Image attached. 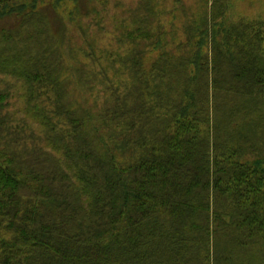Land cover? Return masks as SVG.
Wrapping results in <instances>:
<instances>
[{"label": "trees", "instance_id": "1", "mask_svg": "<svg viewBox=\"0 0 264 264\" xmlns=\"http://www.w3.org/2000/svg\"><path fill=\"white\" fill-rule=\"evenodd\" d=\"M205 2L93 108L46 1L0 0V264H264V23Z\"/></svg>", "mask_w": 264, "mask_h": 264}, {"label": "rangeland", "instance_id": "2", "mask_svg": "<svg viewBox=\"0 0 264 264\" xmlns=\"http://www.w3.org/2000/svg\"><path fill=\"white\" fill-rule=\"evenodd\" d=\"M45 1L51 42L65 41L73 51L66 57L76 65L69 86L73 88L78 82L75 96L85 93L87 106L93 108L94 101L99 104L103 101L104 75L115 81L127 77L130 80L132 73L127 68L126 56L140 48L143 63L148 66L156 54V50L147 47L150 41L159 39L170 44L183 41L185 28L207 10L205 0H63L56 7L53 0ZM227 1V21L245 18L261 19L264 23V0ZM71 9L73 14L69 12ZM67 14L71 16L64 24L60 17ZM13 23L9 22V26ZM140 29L151 30V37L137 36ZM131 30L134 35H129Z\"/></svg>", "mask_w": 264, "mask_h": 264}]
</instances>
